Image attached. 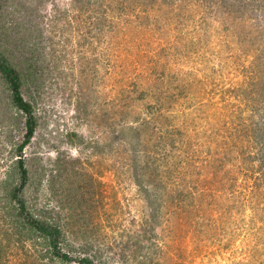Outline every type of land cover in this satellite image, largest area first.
Returning <instances> with one entry per match:
<instances>
[{
  "label": "rangeland",
  "instance_id": "374dc122",
  "mask_svg": "<svg viewBox=\"0 0 264 264\" xmlns=\"http://www.w3.org/2000/svg\"><path fill=\"white\" fill-rule=\"evenodd\" d=\"M263 51L264 0H0V264H264Z\"/></svg>",
  "mask_w": 264,
  "mask_h": 264
},
{
  "label": "trees",
  "instance_id": "16d2710c",
  "mask_svg": "<svg viewBox=\"0 0 264 264\" xmlns=\"http://www.w3.org/2000/svg\"><path fill=\"white\" fill-rule=\"evenodd\" d=\"M234 25L240 26V24L237 23V22H234ZM258 36L259 37L262 36L260 32H259ZM259 37H256V36H253V35H251L249 37H245V39H246L245 43L246 42L248 43V45H246V48L250 50V48L252 46H255L254 43L255 42H259L258 41V38ZM252 52L253 53H256V56L255 57L258 58L259 51H257V47L256 46H255V48H253V51ZM263 66H264V63H263ZM0 72L1 73L2 72H6V73H8V76H10L9 79H10V89H11L12 102L15 105V107L17 108V110L21 111V113H23L25 116H27V119H28L27 120L26 132L23 135V140L21 142H19L18 145L13 146V148L11 149V150L14 151V154H15L14 155V158H16V159L14 161H16L17 167L20 168L21 167V164H20L21 162L20 161H21V158H22L21 157L22 156V153H21L22 152V149L28 144L29 139L32 136V126H31L32 125V122L30 120V118H31V116H30V108H29V106L26 103H24V101L20 98V96L18 94V91H17V83H16V80L17 79H16V75L14 74L13 68L7 67L4 62L2 63L0 61ZM262 111H263L262 114L264 116V107H263ZM10 154H12V153L10 152ZM27 224L28 225L17 222L16 226L20 229V232H22L21 230L26 229V232H28V233L33 232L34 233V230H33L34 229V226L40 224V222H37L34 219H30ZM41 228L43 229V233L42 234H43V236H45L46 233L44 232V229L46 227H43V225H42ZM52 233H53V235H52ZM52 233H50L49 239H47V240H49L51 242V244H53L51 247L54 248V249H56V240H55V238L57 236V231H53ZM44 238L46 239V237H41V239H43V240H44ZM37 239H39V238L35 236V238H32L31 240H34V243H35L36 242L35 240H37ZM53 255L54 256H58L60 259H66L65 253L64 254L63 253H60L59 254L58 251H55L53 253ZM38 258H42V257L41 256H38L37 259ZM79 261H80L81 264L82 263L83 264H86L85 263L86 261L83 258H80Z\"/></svg>",
  "mask_w": 264,
  "mask_h": 264
}]
</instances>
